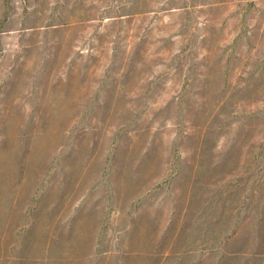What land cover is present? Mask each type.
Here are the masks:
<instances>
[{
	"label": "rangeland",
	"instance_id": "374dc122",
	"mask_svg": "<svg viewBox=\"0 0 264 264\" xmlns=\"http://www.w3.org/2000/svg\"><path fill=\"white\" fill-rule=\"evenodd\" d=\"M0 264H264V0H0Z\"/></svg>",
	"mask_w": 264,
	"mask_h": 264
}]
</instances>
